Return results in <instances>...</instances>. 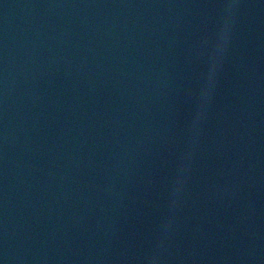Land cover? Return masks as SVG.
Listing matches in <instances>:
<instances>
[{
	"label": "water",
	"instance_id": "obj_1",
	"mask_svg": "<svg viewBox=\"0 0 264 264\" xmlns=\"http://www.w3.org/2000/svg\"><path fill=\"white\" fill-rule=\"evenodd\" d=\"M0 264H264V0H0Z\"/></svg>",
	"mask_w": 264,
	"mask_h": 264
}]
</instances>
